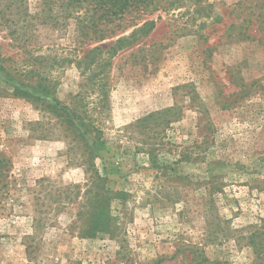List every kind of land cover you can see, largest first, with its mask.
I'll use <instances>...</instances> for the list:
<instances>
[{
  "label": "rangeland",
  "instance_id": "374dc122",
  "mask_svg": "<svg viewBox=\"0 0 264 264\" xmlns=\"http://www.w3.org/2000/svg\"><path fill=\"white\" fill-rule=\"evenodd\" d=\"M155 2L86 44L43 0H0V264H264L249 245L264 223V0ZM96 46L102 77L75 60ZM7 65L86 109L93 154L65 115L11 93ZM91 180L111 205L97 235Z\"/></svg>",
  "mask_w": 264,
  "mask_h": 264
},
{
  "label": "trees",
  "instance_id": "16d2710c",
  "mask_svg": "<svg viewBox=\"0 0 264 264\" xmlns=\"http://www.w3.org/2000/svg\"><path fill=\"white\" fill-rule=\"evenodd\" d=\"M43 5L42 12H48V18L54 19L56 24H58L60 17L64 19L74 18L77 34L83 39L80 42L86 44L99 39L103 40L118 31L137 25L136 20L131 17L133 13L139 15L152 13L159 7L155 0H43ZM153 25L154 21L146 20L143 27L138 31H145L146 27ZM14 31L17 32V29ZM100 50L101 47L96 46L91 48L84 57L76 56L75 58L78 65L83 67V72L95 73L93 77H102L103 65L112 63L111 56L102 57ZM12 67L7 65V83L13 87L11 93L14 96L24 97L33 103H37L43 106L45 110L55 112L59 116L65 115L68 130L74 137L86 140V145L90 148L88 151L93 154L87 138L93 133L97 139H100L101 136L99 130L87 123L84 116L86 109H83L82 105L76 107L64 105L54 94L55 83L50 78L44 79L43 71ZM0 68H3L1 63ZM96 70L101 72H96ZM34 74L38 75L36 80L33 78ZM98 85L103 88L101 82ZM90 159L89 157L86 161L89 162ZM102 190L104 188L98 187L97 183L91 180L88 194L90 209L87 225L90 235L110 231V224L112 223L111 205L109 198L106 197L105 201L100 198ZM249 239V245L254 253L264 259V223L249 234ZM189 251L194 254L192 258L203 254L198 248Z\"/></svg>",
  "mask_w": 264,
  "mask_h": 264
}]
</instances>
